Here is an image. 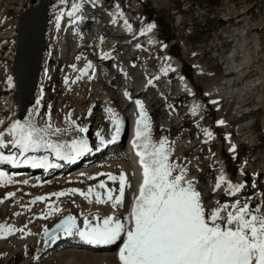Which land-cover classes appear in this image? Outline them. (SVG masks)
I'll return each instance as SVG.
<instances>
[{"label": "rangeland", "instance_id": "rangeland-1", "mask_svg": "<svg viewBox=\"0 0 264 264\" xmlns=\"http://www.w3.org/2000/svg\"><path fill=\"white\" fill-rule=\"evenodd\" d=\"M37 1L45 0H0V97L12 96V106H7L4 109L2 120L4 123L0 124V131H4L13 121L20 118L19 109L15 105L14 83L12 87H9L7 83V77H12V60L14 58V56L12 58V55H14L15 50L14 39H11L10 32L15 29L14 25L19 19V10L22 11V8H27L29 2V6H35ZM48 1L55 7L61 5L59 0ZM75 1L69 0V3ZM116 4L121 5L122 11L130 19V24L137 33L131 41L122 40L127 47L143 37L140 34L141 30L146 29L148 24H155L153 29L159 37L157 46L150 47L149 50L152 57L150 66L156 68L157 74L154 77L158 76L159 79L152 77L151 87L142 95L141 100L146 102L145 100L151 97V94L161 86L162 78L168 77L172 84L176 82V78L171 71H168L167 75L162 72V68L165 67L163 62L164 53L169 52L171 56L180 59L184 75L196 90L195 99L204 102L206 105L204 116L199 120L190 110L189 104L191 102L188 97L183 94H171L170 107L172 109L163 114L154 113L161 123L156 124L153 132L154 137L156 136L158 139L166 137L174 149L184 147L178 153L175 151L172 159L187 163L188 169H190V166L197 169V172L194 170L191 176L198 180L196 186L199 187L202 196H204L203 198L207 199H205L206 207L216 206L215 202L217 200L221 203L231 204L236 199L243 201L250 198V204L253 207L264 202V101L261 105L255 106L258 107V111L252 110L256 109L255 107L250 108L252 110L250 113L253 115L249 117V124H255L252 138H242L243 136L238 134V130L240 125L243 126L245 123L244 120H239L236 117L239 114L238 110H235L236 101L231 103L233 99L224 95L228 89L224 80L225 67L221 65V58L227 56L234 48L235 44L230 42L229 35L235 28L244 29V32L250 33L253 29L252 24H254L264 42V0H111V3L107 5L109 14L113 13ZM65 5L66 8L64 7L63 10L67 13L70 8H67L68 4ZM60 7L58 8L62 9V5ZM59 11L52 18L49 14L48 23L51 26L47 42L48 56L49 58L52 57V60L47 59L42 69L45 77H49L51 75L49 72L53 68L54 78L49 77L46 85L41 87L38 98L40 104L29 107L27 113H33L34 117L39 119L45 114L48 117L45 118L42 126L46 122H50L54 127L67 129V132L75 131L77 127H86L89 142L94 144L97 142V138L101 137L102 130H105L104 132L109 131L113 126L112 121L105 116L108 108L92 107V103L96 106L98 99L95 98L92 91H89L94 81L103 84L107 75L103 73L100 66H97L100 74L96 80L93 79L87 83L89 87L86 88L84 93L85 87L82 79L76 80L77 76L83 74L76 67L73 69L72 65L75 64L63 61L61 56L62 49H59L61 37H59L60 34L55 35L54 33L56 32L54 21ZM239 15L241 16L240 21H243L241 25H237L235 21L229 23L220 20L225 16ZM177 16L181 17V23L176 20ZM68 18L70 17L65 14L61 18V22L67 21ZM249 21L252 23L246 26ZM98 23L104 24L105 22L100 21ZM255 38L254 34H250L246 38L251 49ZM88 40L87 42L83 41L80 48V54H83L81 69H85L86 64L89 62L88 56L95 58L93 56L94 52H92L94 50L92 49L93 46L88 43ZM148 47L149 45H145L146 49ZM262 47H264V43ZM259 57V59L263 58L262 55ZM137 63L136 60L132 59L130 64V70L133 71V76L136 79L139 78V68L144 67V63H141L137 69L134 67ZM260 67L264 70L263 65ZM73 71L75 73L72 74ZM86 72L93 74L95 71L93 68H88ZM245 74H248V72ZM255 75L256 72H252L246 76L249 80H253L252 76H254V79L258 77H255ZM160 77H162L161 80ZM122 79L124 80V76L121 77ZM74 80L76 82L72 83ZM215 87L220 88L222 96L219 98L208 93ZM262 94L264 98V91ZM252 99V104H256L255 99ZM212 100L218 101V103H210ZM159 107V104H156L153 109L148 108V113H151L154 108L158 111ZM27 113L24 117L27 116ZM69 113H71V120L75 122L74 125L66 122L65 118ZM220 120L225 123L218 125L217 121ZM179 121L183 123L181 130L178 129ZM205 129L213 133L212 139L205 136ZM106 136L108 137V134ZM206 140L207 143H205ZM232 145L236 146L235 152L229 151ZM49 152L46 156L51 155ZM31 155L36 157L45 156V150L32 152ZM109 159H114L113 166L110 165L108 160H102L96 164L95 168L98 171L110 170L114 174L124 171L123 168L126 169L127 167V177L131 182L132 178L131 173L128 171V164L126 167L124 166L127 159L126 155H123V152H116ZM122 163L124 165H121ZM220 164L224 166L230 181L241 183L240 173L242 172L244 176L243 184L253 186L254 190L250 193L239 192L234 197L229 195V197L219 198L216 193L214 196V192L218 191H214V187ZM9 176L12 178L13 183L0 186V200L4 201L0 203V223L11 224L15 228H25V225L27 227L24 233L16 231L11 235L0 238V264H67L71 258L70 249L54 253L51 256L43 255L39 257V244H36L35 241L30 243L29 237L37 235L45 227L51 231L65 216L73 215L78 219L81 212L89 207L87 204L80 202L81 196L78 193L72 194L69 190L75 188L87 192V189L98 184L99 180L106 181V175L98 180L79 182H68L64 178L62 180L54 176L49 178L51 182L39 186L24 184L16 177ZM58 180L64 182L60 184ZM112 188L117 187L113 186ZM129 190L130 188H127L125 192L123 211L127 209L130 203L132 192L130 193ZM61 191L69 194L59 198L50 196L51 193ZM10 192L15 193V196L7 197ZM37 196L50 198L43 202L37 201L35 204H31L30 201ZM213 197H216L215 200ZM75 200L76 202L73 203ZM62 201L66 202L63 206L61 205ZM22 205L28 207L22 208ZM51 205L58 206L62 211L49 216L47 219L40 218L49 212ZM17 212H20L21 215H15ZM77 224L82 225V223ZM42 238L44 241L43 232ZM81 262L86 264L85 261Z\"/></svg>", "mask_w": 264, "mask_h": 264}, {"label": "snow or ice", "instance_id": "snow-or-ice-1", "mask_svg": "<svg viewBox=\"0 0 264 264\" xmlns=\"http://www.w3.org/2000/svg\"><path fill=\"white\" fill-rule=\"evenodd\" d=\"M59 3L65 5L69 0H59ZM82 6L83 0H76L71 3L67 13L60 9L56 16L57 27L65 14L70 18L79 19L76 14L80 12ZM116 8L118 10L116 14L123 16L122 11H119V5H116ZM115 22L113 20V23ZM124 24L131 29L127 20ZM153 28L155 24H148L146 30L142 29L140 34L144 35L145 31L151 32ZM140 47L138 44L137 48ZM72 67L75 69L76 66ZM92 67V63L88 62L85 69H80V72L86 74V69ZM168 71L175 69L171 65L162 68L164 75H167ZM154 78L159 79L158 76ZM79 79L81 76H77L76 80ZM65 82L67 83V80ZM7 83L9 87L13 86L11 76L7 77ZM148 83L151 84L152 80L150 79ZM128 95L125 92V96ZM135 103L139 113L132 146L138 157L141 179L136 192L132 195L127 213L123 217L117 214L118 209L125 206L126 189L132 187L127 174L123 171L119 175L98 173V176L106 175L108 181L117 182L118 187H108L105 180H99L98 184L90 186L87 192L75 188L69 191L72 194L78 193L88 203L109 205L112 213L103 217L98 213H89L84 216L82 227L77 224L75 216H65L51 231L45 227L44 236L56 239L57 234L63 232L67 236L76 235L92 245H112L120 242L117 256L119 264H264V202L253 207L250 198L243 201L236 199L231 204L217 201L216 206L206 207L196 186L197 182L194 178H188V164L172 159L173 148L166 137L158 140L153 138L151 124L142 102L137 100ZM210 103L216 104L218 101L212 100ZM36 104L39 105L40 101L37 100ZM199 107L193 106V115L197 113ZM108 111L112 112L111 109ZM65 119L70 125L75 124L71 120V113ZM3 123L0 121V124ZM113 123L116 135L112 139L115 140L120 133L122 121L117 117ZM224 123L223 120L217 121L218 125ZM67 131L54 127L50 122L40 126L33 113H29L27 117L13 121L4 131H0V149L8 148L9 145L12 149H18L19 155L24 157L23 161L18 159L14 152L5 155L0 151V164L15 167L23 162L32 167L49 168L54 165L48 156L36 157L25 154L50 150L58 159L74 161L90 151L88 141L84 138L73 139L71 142H55L49 139L50 136L62 135ZM76 131L84 133L88 129L77 127ZM204 134L208 139L213 138V133L207 129L204 130ZM6 135L11 137L7 142ZM207 142L206 140L205 143ZM235 148L236 146L232 145L229 151L235 152ZM11 183L13 180L9 174L0 170V186ZM22 183L27 184L28 181ZM222 185L226 186L225 191L231 196H235L245 187L243 183L228 180L223 170L216 178L214 191L219 190ZM68 194L61 191L51 193L50 196L59 198ZM14 196L15 193L7 194V197ZM49 198L37 196L30 203L43 202ZM3 202L0 200V203ZM61 211L58 206L51 205L49 212L40 218L47 219ZM15 215L21 213L17 212ZM89 216H92V219H89ZM25 228L0 223V238L16 231L24 233Z\"/></svg>", "mask_w": 264, "mask_h": 264}, {"label": "bare ground", "instance_id": "bare-ground-1", "mask_svg": "<svg viewBox=\"0 0 264 264\" xmlns=\"http://www.w3.org/2000/svg\"><path fill=\"white\" fill-rule=\"evenodd\" d=\"M48 2V14L51 15L50 18H52L53 15H55L60 9L61 5L58 7L52 6L51 3L48 0L40 1V3ZM91 5L94 6L96 3L95 0H91ZM46 2V3H47ZM119 5V11H122V7ZM63 7V5H62ZM61 8V7H60ZM90 11L89 6L82 7L80 12L76 14L79 19L76 17L68 18L67 21L60 20L59 27H57L56 20L55 23V35H59L61 37L60 43H59V49H62L61 56L63 57V61L65 62H71L72 64H75L76 68L78 70L81 69L82 65V55L80 54V48L83 41L87 42V40H83L81 37L82 31L81 27L84 21L87 20L89 16H93V20H97L96 18V12H88ZM39 12H42V9H38L36 11H31L29 14H27L20 23V32L19 37L17 39L18 42V55L15 61V67L13 70V74L16 78H13V80H16L17 86L15 85L14 81V98H15V104L19 109V119H23V116H21L22 110L24 108L23 103L28 101L29 94L31 91V85L35 78V71H36V64L39 58V52L41 51V44H40V36L42 33V17ZM118 12L116 6H114V10L112 14H109V17H107L109 20L112 21L115 20L119 23V26H115L114 28H108L109 25H107V20L104 18H100L99 21H104V24L97 23V25H93L94 32L91 33L89 36L88 43L92 44L94 49L92 52H94L95 58L87 57L88 61L92 63L93 70L95 71L93 74H89L86 72V74H83L81 76L83 86L85 89L83 90L84 93L86 91V88L89 86L87 83L91 82V80L97 78V76L100 74L98 69L102 68V71L105 76L104 83H97L94 81L92 83V86L90 87L89 91H92L95 98L98 99L96 106L94 108H108L112 110L110 113L107 109V112L105 113L106 118H109V120L112 121L115 118H119L122 121V124L120 125V133L118 136H116V139L113 140V136L116 135L115 133V124L113 123L112 129L109 131L104 132L105 130L101 131V137L97 138V142L94 144H90L89 142V136L87 132L80 133L78 131H72V132H66L62 135L58 136H50L49 139L55 141V142H71L73 139L78 138H84L87 139L90 151L83 154L82 156L78 157L74 161H68V160H61L56 158L54 153H52L50 150L45 151V156L49 152L51 155L48 156L51 163L54 165L53 167L49 168H41V167H32L30 164H26L28 168L25 170L22 169L20 166L23 164L21 162L18 166H12L10 164H0V170L7 172L9 175L16 177V179L20 181H28V185H45L47 184L54 176H57L58 179L64 178L65 181H90V180H98L102 176H98V173H111L110 170L108 171H98L97 168H95L97 163H100L102 161V158L100 156L102 151L110 150L108 153H103V155H108V162L111 166L114 165V159H109L110 156H112L116 152H123V155H126V164L123 163L121 165L128 164V171L131 173V185L130 193V203L133 193L137 190V185L139 180L141 179V168L138 163V157L135 155V150L132 146V140L134 139L135 135V126H136V119L138 117L139 109L135 103V101L139 100L142 102L144 111L147 113V116L149 118V122L151 124L152 128V136L154 139L158 140V138L153 135L154 128L156 124L161 123L159 121V118L157 115H154L157 111L154 109L151 113H148V108L155 107L156 104H159L161 99H163L165 96L170 94H183L186 97L189 98V101L191 102L189 104L190 110L192 111V108L194 105H199V110L195 114V116L201 120V118L204 116V113L206 111V105L202 101H198L195 99L196 96V90L190 80L186 78L183 71H181L182 63L180 59L175 58L171 56L169 52L164 53V60L165 67L168 65H171L172 68L175 69V71H171L172 75L175 76L176 82L172 84L169 82L170 86H168L167 79L168 77L162 78L161 86H159L154 93L151 94V97H148L145 101L141 100V97L148 89H144L142 80L145 79V72H149V76L152 78L157 74L156 68H151L150 63L152 62L151 54H149L150 47H156L159 42V37L156 34V31L152 29L151 32L145 31V34L143 37L135 42L134 44L128 46L124 45L125 43L122 42V38L117 37V33L120 31L124 33H130L134 31V28L131 26V29L129 30L127 26L124 24V21L127 20L130 24V21L128 17L123 13V16H120L116 14ZM39 13V14H38ZM87 17V18H86ZM241 16H237V25H241L243 21H240ZM19 20V19H18ZM52 20V19H51ZM176 20L181 23V17L177 16ZM74 21V22H73ZM251 24L252 22H247L246 26ZM131 25V24H130ZM50 26L48 27V33L46 37H44V44H45V52H41L43 56L42 64L40 68H44L45 62H47V59L52 60V57L49 58L48 56V37L50 33ZM96 27V28H95ZM112 30H115L112 32ZM146 30V29H145ZM258 29H252V31L244 32V29L235 28L232 33H230L229 38L231 39L230 42L234 43V48L232 51L225 56L223 59L221 58V65L225 67V85L227 86L228 91L224 95H227L230 97V99H233L231 103L236 101V109L238 110V113H242L245 110H249L251 107H255L256 105H261L264 101L262 92L264 91V70L260 66H264V47L262 38L259 36ZM116 33V34H115ZM254 34L256 39H254L253 47L252 49L249 48V44L246 41V38L248 35ZM10 37L16 38L17 37V30L12 29L10 32ZM137 33H134V38L136 37ZM228 37V36H227ZM226 37V39H227ZM46 38V39H45ZM117 43H119V49H121L120 53L116 57H112L113 52L117 51V48H114ZM143 43L148 44L149 47L143 48ZM140 45V48H137V45ZM15 45V51H16V43ZM40 54V58H41ZM263 56L262 59H259V56ZM15 57V55H14ZM77 57H80L78 60ZM169 59H165V58ZM132 59L138 60L137 65H134L138 69V66L141 63H144L143 68H139V78L136 79L135 76H133V71L131 72V63ZM48 60V61H49ZM76 60V61H75ZM142 60V62H140ZM14 62V58H13ZM62 63V62H61ZM40 64V63H39ZM130 66H127V65ZM150 66V67H149ZM53 69V68H52ZM52 69L50 70L49 77L51 79L54 78V75L52 74ZM180 69V70H179ZM202 69V68H201ZM72 70V69H71ZM263 70V71H262ZM201 71V70H200ZM248 72V74L252 72H256L254 79V76H252L253 80H249L245 74ZM72 74L75 73L74 71L71 72ZM132 73V74H131ZM137 74V73H136ZM12 75V72H11ZM124 76V80H121V77ZM137 76V75H136ZM137 76V77H138ZM13 77V76H12ZM49 77H45L44 71L41 70V73H39V79L36 86V90L33 96V99L36 101L39 98L40 95V89L42 86L46 85L47 80ZM181 77H183V80H181ZM82 86V87H83ZM108 89V91H106ZM131 90H135V95L131 94ZM190 90V91H189ZM125 92H127L129 95L125 96ZM208 93L212 94L214 97H220L221 91L219 87H215L212 90H210ZM227 97V98H228ZM11 98L12 96H2L0 97V121L3 120V112L5 107L12 106L11 104ZM252 98L255 99L256 104H252ZM94 102V101H93ZM27 106L30 104L29 101L27 102ZM235 104V103H234ZM33 104H30L27 107L28 108L33 106ZM254 105V106H253ZM258 111V110H256ZM255 111V112H256ZM236 112V111H235ZM27 113V112H26ZM25 113V114H26ZM29 113V112H28ZM27 113V116L29 115ZM113 113L115 116H113ZM237 113V112H236ZM253 115L252 113H249L247 116H244V123L245 125L241 126L238 130V134H241L242 138L251 139L253 136V126H249V117ZM26 116V117H27ZM25 118V117H24ZM35 118V117H34ZM100 119V118H99ZM37 123L41 122L39 118H35ZM104 120V116H103ZM99 121V120H98ZM110 123V122H108ZM40 125V124H39ZM42 126V125H41ZM126 133V136L129 139V148L126 150L124 146H116V141L120 134ZM108 134V137L106 136ZM106 136V138H104ZM241 138V136H239ZM11 139L9 136H5V142ZM245 140V139H244ZM103 141V142H102ZM249 142V141H248ZM182 147V145H181ZM173 148L172 156L174 157L175 151L178 153L183 148ZM16 152L17 158L20 160H23L24 157H21L19 155L18 149H13ZM32 152L26 153L25 156H32ZM181 153V152H180ZM85 163H81L78 166L74 168H70L73 163L75 165L79 162V160H82ZM78 160V161H77ZM120 165V164H119ZM58 166V167H57ZM39 168V169H38ZM189 168V167H188ZM124 169V173H127V167ZM38 170V171H37ZM194 170L197 172V169L195 167L190 166V169H188V178L192 179L191 176L192 172L194 173ZM221 170H223V173L227 176L228 180L230 178L226 174L225 168L222 164L219 165V171L217 173V176L220 175ZM29 172H31L29 174ZM191 172V173H190ZM120 172L114 173V175H119ZM113 174V173H112ZM135 174V175H133ZM130 175V174H129ZM105 176V175H104ZM89 177H95V179H89ZM106 182L108 187L116 186L118 187L117 182H112L107 180ZM200 178V177H199ZM62 179V180H64ZM195 179V178H194ZM58 180V183H63L64 181ZM195 181H198L195 179ZM51 182V181H50ZM85 183V182H84ZM57 184V183H56ZM224 185L220 189H222ZM200 191L199 187H197ZM98 191L103 192V190L97 189ZM254 190L253 186H246L241 190V192L244 193H250ZM52 191V190H51ZM201 192V191H200ZM217 192V191H216ZM214 192V196L216 195ZM202 194V193H201ZM203 195V194H202ZM210 196V195H209ZM219 198L223 197L222 195H217ZM204 196H202L203 198ZM227 196H224L225 198ZM234 197V196H233ZM231 197V198H233ZM216 197H213L215 200ZM77 199V198H76ZM94 199V197H93ZM206 198H203L204 202ZM67 200V199H66ZM209 200V199H208ZM65 201V200H64ZM79 201V200H78ZM218 201V200H217ZM216 201V202H217ZM63 202V201H62ZM76 202V200H75ZM80 202L85 203L88 205V209H84V211L81 212L80 217L77 219V223H82L81 227L83 226V219L85 215H88L89 213L93 214H99L101 217L111 214L112 209L109 205L106 204H95V203H88L82 196ZM215 202V203H216ZM206 203V202H205ZM66 202H63L61 205H65ZM128 207L125 211H123V208L118 209L117 214L123 217L127 213ZM54 215V214H53ZM89 219H92V216H89ZM42 230L34 236L29 237V242L32 243L33 241L36 242V244H39V251L38 256L41 257L43 255L45 256H51L54 253L61 252L63 250L70 249L71 251V258L68 260L67 264H82L81 261H85L86 264H119L118 261V251L119 248H114L112 245L108 246H100V245H92L88 244V247L84 249L80 248H72V246H62V248L57 246L63 242V239L67 236L64 235L63 232L58 233V238L56 239H49L45 237L44 241L42 238ZM75 236V235H73ZM19 242V241H18ZM71 247V248H70ZM120 247V246H119ZM41 252V253H40ZM40 253V255H39Z\"/></svg>", "mask_w": 264, "mask_h": 264}, {"label": "water", "instance_id": "water-1", "mask_svg": "<svg viewBox=\"0 0 264 264\" xmlns=\"http://www.w3.org/2000/svg\"><path fill=\"white\" fill-rule=\"evenodd\" d=\"M39 8L42 9V12H39V13H40V15L42 14L41 17H42V29L43 30H42V33H41V36H40V40H39L40 41V44H41V51L39 52V58H38V61H37V64H36L35 78H34V80L32 82L31 91H30L29 98H28V101H29L30 104H33L34 103L33 96H34V93H35V90H36V86H37V83H38L39 73L41 71V68L40 67H41V63H42V54L45 52L44 37L46 35L47 22H48V15H47V12H48V4L46 2L45 3L42 2V3L38 4L37 6H32V7L28 8L26 11L23 12V14L19 17V20L17 22V27H16V29H17V37L14 39V41L16 43V51H15V57H14V62H13V69L15 67V61H16V58H17V55H18V49H17L18 42H17V39L19 37L21 20L27 14H29V12L36 11ZM41 52H43V53L41 54ZM40 54H41V58H40ZM12 76H13V78H16L15 75L13 74V70H12ZM13 81H14L15 85L17 86L16 80L14 79ZM27 102L23 103L24 108L22 110L21 116L25 115V113L27 112V107L30 105L29 104L27 106V104H28Z\"/></svg>", "mask_w": 264, "mask_h": 264}]
</instances>
